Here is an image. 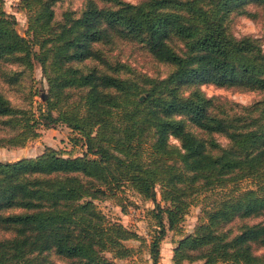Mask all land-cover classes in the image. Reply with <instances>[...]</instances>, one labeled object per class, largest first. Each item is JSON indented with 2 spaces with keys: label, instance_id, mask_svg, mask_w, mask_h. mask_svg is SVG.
Returning <instances> with one entry per match:
<instances>
[{
  "label": "trees",
  "instance_id": "16d2710c",
  "mask_svg": "<svg viewBox=\"0 0 264 264\" xmlns=\"http://www.w3.org/2000/svg\"><path fill=\"white\" fill-rule=\"evenodd\" d=\"M107 1L113 5L88 0L57 19L55 0H19L23 35L0 0V61L23 67L7 81L37 61L47 82L39 113L45 125L65 124L72 143L85 147L73 154L45 145L0 160V264H116L113 258L129 256L124 241L139 234L94 202L124 186L150 199L158 186L166 202L155 204L151 264H161V238L167 229L180 232L192 203L201 214L173 247V264H264V98L240 105L199 88L182 92L201 82L264 91L262 43L233 35L226 23L232 11L264 7V0ZM118 38L172 68L163 76L125 74L99 47ZM39 123L0 91V147L25 145L39 135ZM244 178L254 185L238 186Z\"/></svg>",
  "mask_w": 264,
  "mask_h": 264
},
{
  "label": "rangeland",
  "instance_id": "374dc122",
  "mask_svg": "<svg viewBox=\"0 0 264 264\" xmlns=\"http://www.w3.org/2000/svg\"><path fill=\"white\" fill-rule=\"evenodd\" d=\"M88 0H55L54 9L57 19H60L62 12L73 10L79 13ZM98 5L110 6L112 2L107 0H94ZM138 2L139 0H126ZM19 0H3V7L7 13L13 14L16 19L17 30L26 35L27 18L24 10L18 6ZM230 33L236 36L244 34L257 37L264 48V7L254 3L244 6V11H232L226 20ZM29 37V35H27ZM101 50L110 59H118L124 64V73L130 71L145 72L149 75L163 76L172 67L171 65L155 60L146 49L136 41L118 38L110 44L99 45ZM34 49L37 47L34 46ZM85 62V61H84ZM82 62L81 64H83ZM23 67L16 62L0 61V91L3 92L14 105L30 108L41 122L37 125L39 135L28 140L25 145L17 147H0V160H14L23 156L34 155L41 151L45 145H50L60 151L68 153H81L85 147L81 143L73 144L69 136L71 129L63 123H56L53 126H46V120L39 114L43 109V101L47 92V82L41 72V67L37 61L34 62L33 70L23 72L15 83L7 81L13 70H21ZM199 88L207 96L218 98L222 102L238 103L247 105L255 100L264 98V91L241 89L237 87L218 86L211 82H201L194 85L182 87L185 95L191 93L192 89ZM239 106V105H238ZM51 125V124H50ZM190 128L198 132V128L190 125ZM221 144H227V140L221 135H215ZM171 141L178 143L176 138L171 137ZM90 155V154H88ZM251 179L244 178L238 182L240 187H252ZM97 207L112 220H119L125 226L136 231L139 238H130L124 241L127 246L132 247L129 256L113 258L116 264H151L149 252L150 241L157 233L156 219L153 216L155 204L162 206L166 202L161 199L159 187H156V196L153 199L144 198L129 186H124L122 191H117L109 197L94 199ZM199 203H192L180 222V232L167 229L165 235L159 242V263L173 264L172 253L176 242L183 235L193 231L201 214ZM262 216L248 219L249 222L257 221ZM166 223V216H163ZM241 223V220L232 224ZM111 257V253L106 252ZM53 256V255H52ZM56 264H61L62 260L56 258ZM182 264H203V260L184 261Z\"/></svg>",
  "mask_w": 264,
  "mask_h": 264
},
{
  "label": "crops",
  "instance_id": "0c3cea01",
  "mask_svg": "<svg viewBox=\"0 0 264 264\" xmlns=\"http://www.w3.org/2000/svg\"><path fill=\"white\" fill-rule=\"evenodd\" d=\"M40 152V151H39Z\"/></svg>",
  "mask_w": 264,
  "mask_h": 264
}]
</instances>
